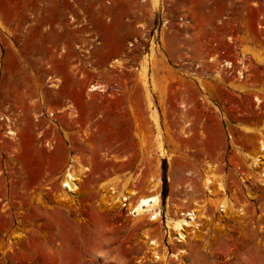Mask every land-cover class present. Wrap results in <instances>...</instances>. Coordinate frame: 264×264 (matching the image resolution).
Segmentation results:
<instances>
[{
	"label": "rangeland",
	"instance_id": "1",
	"mask_svg": "<svg viewBox=\"0 0 264 264\" xmlns=\"http://www.w3.org/2000/svg\"><path fill=\"white\" fill-rule=\"evenodd\" d=\"M261 144L264 0H0V264H264ZM155 184L160 222L102 205Z\"/></svg>",
	"mask_w": 264,
	"mask_h": 264
},
{
	"label": "bare ground",
	"instance_id": "2",
	"mask_svg": "<svg viewBox=\"0 0 264 264\" xmlns=\"http://www.w3.org/2000/svg\"><path fill=\"white\" fill-rule=\"evenodd\" d=\"M151 3H152V8L154 10H156L160 7V0H151ZM149 47H150L148 49L149 52L147 54H144L143 56H141L142 58H141V61L139 62V68L135 71L137 72L136 77H138L139 84H141V87L143 88V91L146 94V100L148 102V108L151 111V114H150L151 118L156 123V121H157L156 111L153 109V105L151 102V97H152L151 91H152V86H153L152 84H153V79H154L153 78L154 76L151 74V72L152 71L156 72L155 69H156L157 65H156V61H155V53L157 50H155V46L152 44ZM122 64L123 63L119 62L118 60H114L109 65V68H113V67L120 68V67H122L121 66ZM224 65L228 67V66H230V63H224ZM55 86L56 85H52V87H55ZM88 91L89 92H95V91L102 92L104 90H103V87L101 85L95 84V85H91L89 87ZM255 100L258 103L261 102L259 99H255ZM8 135L14 137L16 134H15V132L10 130L8 132ZM260 149H261V151H264V144H261ZM87 172H88L87 168H84V169L80 168L78 170V172H75L74 170H72V166H69L65 170L63 177H62V180H61V184H60L62 191H63V194H65V195L68 193L72 194V193L76 192L77 190H79V183L85 177V174ZM203 184L206 187L205 189L208 190V192L212 193L213 186H212V182L210 181V179L206 178V180ZM151 187H152V189H150L151 192L155 191L154 194L151 196H139V197H136L135 199H133L136 194L133 193L131 195H128V193H127L126 195H122V196L118 195V196H120V198L116 196V198H113L111 200V202H107V201H105V198L110 197L113 194V189L111 187L110 190L109 189L107 190L108 192L105 191L106 193L102 195V197H101L102 201L101 202H103L102 205L106 206V207L112 206V207H115L116 209H124L125 208L127 215H129V216L131 215L134 218V220H136V221L147 219V221H149V222H160V219L162 218V216H161V200H160L159 192H158L159 184H155L154 186L152 185ZM218 187L220 188V185ZM114 194H115V192H114ZM65 195H64V197H65ZM108 195H110V196H108ZM132 199H133V201H132ZM222 207L224 208V204L222 205ZM195 213H196V210L195 211L191 210L188 212L187 211L186 212H180V214L178 213V216L180 215V218L178 217L179 219H175V220H171V219L166 217L167 219L165 220L166 221L165 227L168 230H170V232H171V230L175 231V233H177V235H178V237L174 238V239L179 240V242L185 239V236H186L185 234L187 232V229L185 227L189 226L188 224L190 222H192L194 220L196 221L198 215H196ZM187 217H189L188 219L191 220L190 222H188ZM194 223L196 224V222H193V224ZM168 230L166 231L167 234H168ZM153 243L154 242H151V244H153ZM152 247L150 246V248H152ZM181 252H183V249ZM178 253L176 255H174V257H178L180 255V254L178 255ZM158 261H159V258L157 256H154V257H152V259H149L150 263H156ZM243 264H259L258 252H254L253 255L251 256V259H249L248 262L244 261Z\"/></svg>",
	"mask_w": 264,
	"mask_h": 264
}]
</instances>
